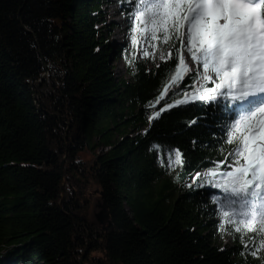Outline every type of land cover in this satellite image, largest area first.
I'll return each mask as SVG.
<instances>
[{"label": "trees", "instance_id": "trees-1", "mask_svg": "<svg viewBox=\"0 0 264 264\" xmlns=\"http://www.w3.org/2000/svg\"><path fill=\"white\" fill-rule=\"evenodd\" d=\"M109 2L0 0V264H264L204 176L235 147L227 111L169 108L205 82L189 72L160 99L179 43L160 42L173 55L155 65L115 51Z\"/></svg>", "mask_w": 264, "mask_h": 264}, {"label": "snow or ice", "instance_id": "snow-or-ice-1", "mask_svg": "<svg viewBox=\"0 0 264 264\" xmlns=\"http://www.w3.org/2000/svg\"><path fill=\"white\" fill-rule=\"evenodd\" d=\"M131 7L134 45L137 34L146 38L150 47L159 42L173 48L177 42L180 45L176 49L178 63L169 65L173 72L159 98L173 87L179 88L191 71L187 53L202 66L203 72L198 70L197 75L205 83L195 89L191 99L184 92L183 98L168 107L208 100L227 111L224 143L235 147L228 152L230 159L218 162L209 172L223 177L212 184L222 192L213 202L219 204L224 222L232 224L233 231L241 236L254 234L249 240L258 243L252 252L256 255L264 249V0H132ZM144 55L151 53L145 51ZM172 55L162 51L160 58L166 62ZM207 83L214 87H205ZM159 115L157 111L149 119ZM171 151L173 157L166 163L184 167L180 150ZM225 163L229 170L220 172Z\"/></svg>", "mask_w": 264, "mask_h": 264}, {"label": "rangeland", "instance_id": "rangeland-1", "mask_svg": "<svg viewBox=\"0 0 264 264\" xmlns=\"http://www.w3.org/2000/svg\"><path fill=\"white\" fill-rule=\"evenodd\" d=\"M111 2H109V4H107L105 6V16L107 17V20L109 21V24L112 25L114 27H111V29L113 30L112 34H111V42H112V47L114 48V50L116 51L117 48L121 49L123 48L124 50L126 49L129 54H130V58H137L138 61H147L148 63H150L151 65H155V64H159L160 61H162L161 57V52L164 50H161V46H160V42H151V43H157V47H150V42L148 40H146V38L140 36L139 34H137L138 37V43L136 45H134L132 43V37H133V31L132 28L134 27V25L132 24L131 20H130V14H124V8L121 7V5L119 3H116L117 0H110ZM145 51H149L151 53V55L149 57H145L144 52ZM167 52V51H165ZM119 60H116L112 65H114L115 67V73L117 74V77H126L129 78L128 76H126V62L124 60V58L122 56H120ZM185 60L186 63L189 65V67L191 68V73L194 72L197 74V71L199 70L201 73L203 72V68L202 66H198L197 64H195L190 56L187 55V53H185ZM114 61V59H113ZM207 85H211L212 87H214L213 84L211 83H207ZM204 176H209V174H204ZM223 179L222 176H216L214 178L215 181H219ZM93 212V211H92ZM92 212L91 213V217H92ZM230 242L229 237H227V239L225 238L223 240V244L222 245H227Z\"/></svg>", "mask_w": 264, "mask_h": 264}]
</instances>
